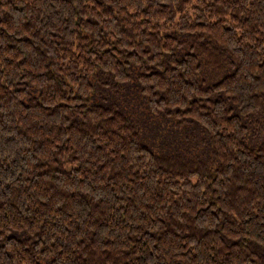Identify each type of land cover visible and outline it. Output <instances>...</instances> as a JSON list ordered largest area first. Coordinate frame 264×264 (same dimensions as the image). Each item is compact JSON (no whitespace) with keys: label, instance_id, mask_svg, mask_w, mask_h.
<instances>
[{"label":"trees","instance_id":"16d2710c","mask_svg":"<svg viewBox=\"0 0 264 264\" xmlns=\"http://www.w3.org/2000/svg\"><path fill=\"white\" fill-rule=\"evenodd\" d=\"M0 264H264V0H0Z\"/></svg>","mask_w":264,"mask_h":264}]
</instances>
